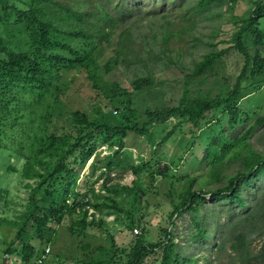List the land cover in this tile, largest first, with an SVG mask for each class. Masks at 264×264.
Returning a JSON list of instances; mask_svg holds the SVG:
<instances>
[{
  "label": "trees",
  "instance_id": "obj_1",
  "mask_svg": "<svg viewBox=\"0 0 264 264\" xmlns=\"http://www.w3.org/2000/svg\"><path fill=\"white\" fill-rule=\"evenodd\" d=\"M233 1L229 0V5L232 6ZM222 2L193 0L189 9L190 12L203 15L212 6ZM253 3L247 17H238L241 25L233 34L235 45L217 50L210 40L208 45L213 48L202 53L191 67L182 66L180 60H173L171 51L167 52L165 44L169 31H166L161 41L152 33L151 40L143 39L141 42L129 37L128 27L120 33L117 56L121 57L124 65L132 62L138 70L147 72L145 75L138 71L134 73L130 81L134 89L150 83L156 71L153 70L154 64L163 65L159 70L170 65L188 68L190 75L199 76L213 70L218 59L237 49L243 55L244 66L225 97L148 112V121L142 129H138L135 125H128L127 90L122 89L117 81H110L112 91L104 97L111 100L109 104H113L115 98L114 112L121 114L123 123L111 126L100 123L80 109L71 110L65 121L73 122L77 134L69 142L68 136L57 134L51 128L60 119L62 97L72 87V79L67 80L66 73L71 70L83 72L93 86L103 92L99 86L97 71L100 65L96 54L100 44L108 42L116 27L124 20L114 17L95 0H0V146L10 147L14 154L22 157V176L27 180L35 179L32 196L25 209L15 218L0 217V224L16 230L19 241L18 246L5 242L1 256L19 250L26 263L36 264L42 256L46 258L48 253L45 254L44 240L52 239V226L60 224L66 216L77 226L79 234L87 225H101L100 220L96 222L88 219L87 209L92 203L88 196L91 187L88 186L84 192H79L77 188L80 170L94 154L95 143L92 141L99 134L104 135V142L114 138L112 142H116L119 149L124 146L128 129L143 132L147 130L148 124L175 116L188 117L193 122H205V125L213 126L215 119L205 121L206 116L223 109L228 113L231 129L250 118L252 124L247 125L234 139L224 133L218 137L214 134L213 139L216 138L222 145L218 147L219 150L230 148L226 157L216 153L211 155L207 151L202 158L211 159L205 180H212L215 186L204 188V184H200L194 187L196 178L188 177L182 199L168 214L172 228H163L161 237L155 242H150L143 234L137 236L124 264H147L150 257H153L152 264H214L217 258L213 257L214 254L227 248L231 261L264 264V153L254 150L249 140L251 135L264 130V115L257 116L255 111L241 110L237 98L241 92L246 97L247 93L244 92L251 91L264 63L262 49L256 46L253 54H250L244 41V35L248 32L254 36L255 45L262 43L264 38L258 28L260 18L264 17V1L256 0ZM211 33L216 36L218 32L213 29ZM118 57L114 58V65L119 62ZM251 60L253 66L247 71ZM149 64L150 67L147 66ZM104 67V74L111 69L108 64ZM114 96H124L125 100H118ZM124 105L127 106L121 108ZM178 127L176 125L173 129ZM210 131L214 133V130ZM232 142H235L233 146ZM233 162H237L238 167L236 171L229 172L228 165ZM143 167L144 163L132 165L131 169L138 176ZM169 169V166L156 168L164 175ZM141 184L136 180L130 188H123L140 199L145 192ZM27 185L32 186L29 183ZM206 198L211 201L207 203ZM220 200H224L226 205L234 201L239 207L227 223L219 221L218 213L212 207ZM97 205L94 202V207ZM182 215H186L187 225L180 241L174 218ZM220 228L222 232L218 239L216 234ZM258 236H261L262 243L260 249L255 251L251 245ZM35 238L40 241L39 246L31 243ZM189 245L194 246L192 252H188ZM197 246L208 247L210 254L197 252ZM103 259L92 256L88 264H111Z\"/></svg>",
  "mask_w": 264,
  "mask_h": 264
},
{
  "label": "rangeland",
  "instance_id": "obj_2",
  "mask_svg": "<svg viewBox=\"0 0 264 264\" xmlns=\"http://www.w3.org/2000/svg\"><path fill=\"white\" fill-rule=\"evenodd\" d=\"M255 1L234 0L231 6L229 0H223L221 4L212 6L209 12L197 15L189 9L193 0H188V3L187 0H95L114 17L125 22L122 26L120 25L123 22L116 27L108 42L100 44L96 54L100 65L97 71V75L100 76L99 86L103 92L95 88L83 72L75 70L67 72L66 79H72V87L62 97L63 109H60V119H57L51 128L57 134L68 136L69 142L73 141L77 127L73 122H66L65 119L68 118L71 110L76 109L87 112L100 123L111 126L121 125L123 118L121 114L115 113L113 108L115 98L113 104H109L111 100L104 97L112 91L110 81H117L122 89L127 90L130 118L128 125H135L138 129H142L143 124L148 121V112L168 106H183L194 101L225 97L244 66L243 55H240L237 49L229 51L218 59L213 70L205 71L199 76L190 75L188 68L180 69L170 65L159 70L163 65L154 64L153 70L156 71L152 74L150 83L134 89L130 83L134 73L138 71L145 75L147 72L138 70L132 62L124 65L120 60L121 57L117 56L120 33L128 27L129 37L135 42H141L143 39L151 40L152 33L158 37V41H161L162 36L169 31L165 44L168 48L167 52L173 53L174 61L180 60L182 66L191 67L195 63L194 60L201 58L202 53L213 48L208 45L210 40L217 50L235 45L233 34L238 29V25H241L238 23V17H247ZM258 28L264 37V17L260 18ZM213 29L214 32H218L216 36L211 33ZM254 40L251 32L244 35L248 52L253 54L255 47H260L264 62V38L262 43L256 45ZM115 57L119 58L117 65L113 63ZM106 64L111 69L104 74ZM147 66L150 67L151 64ZM252 66L253 60L246 70L249 71ZM256 80L251 91L244 92L247 93L246 97L242 96L243 92H241L237 98L241 110L255 111L257 116H263L264 63ZM114 97L125 100L124 96ZM98 110L101 112H97ZM205 119V121L215 119L213 126L209 125V127L204 124L205 122H193L188 117L175 116L161 122L154 121L148 124L147 130L143 132L128 129L124 146L119 149L117 143L112 142L114 138L104 142L102 140L104 135L99 134L92 141L95 143L94 154L80 170L77 188L79 192H84L88 186L91 187L92 191L88 196L92 203L87 209L88 219H94L96 222L100 220L101 225H87L79 234L76 230L77 226L70 218L64 217L60 224L52 226L54 228L52 239L44 240L47 257L42 256L36 264H41L44 258L42 264H88L92 256L102 257L111 264H124L137 236L143 234L147 240L155 242L161 237L163 228L167 226L172 228L168 214L182 199L188 177L196 178L194 187L200 184H204V188L215 186L212 180H205L211 163L210 158L202 159L206 152L225 157L230 153L229 147H224L226 149L224 151L219 150L218 147L222 145L216 138L213 139L214 134L218 137L220 133H224L234 139L247 125L252 124L250 118L247 122H239L231 129L228 113L223 109L210 113ZM176 125L179 127L173 129ZM211 129L214 133L210 131ZM249 140L254 150L264 153V130L257 131ZM234 144L235 142H232L231 146ZM23 163L24 159L14 154L10 147L0 146V189L2 190L0 217L15 218L25 209L32 196L35 179L27 180L22 176ZM142 163L144 167L140 169L139 175H134L131 166ZM150 166L152 167L149 168ZM162 166L170 167L166 175L156 170ZM237 167L238 163L233 162L228 165L227 170L236 171ZM136 180L142 183V190H145L140 199L123 188V186L130 188ZM28 183L32 186H28ZM210 201L206 198L207 203ZM94 202L98 204L95 207ZM212 207L222 223H227L239 210L234 201L231 205H226L224 200L216 201ZM186 218V215L174 218L180 234L177 238L180 241L187 225ZM221 232L220 228L216 234L218 239ZM16 236L15 229L0 224V252L6 246L5 242L18 246L19 241ZM260 237L253 239L251 248L255 251L260 249L262 243ZM31 243L35 246L40 245V241L36 238L32 239ZM193 247L189 245L188 252H192ZM195 250L209 252L208 247L197 246ZM18 251L3 256L0 253V264H34L24 262ZM229 252L227 248L214 254L213 257H217L214 264H239L238 261H231L227 255ZM152 262L153 257L146 261L147 264Z\"/></svg>",
  "mask_w": 264,
  "mask_h": 264
}]
</instances>
